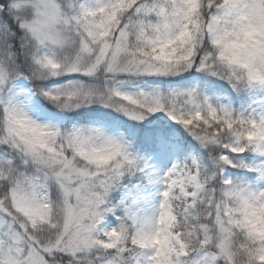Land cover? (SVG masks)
Listing matches in <instances>:
<instances>
[{"label": "snow or ice", "instance_id": "1", "mask_svg": "<svg viewBox=\"0 0 264 264\" xmlns=\"http://www.w3.org/2000/svg\"><path fill=\"white\" fill-rule=\"evenodd\" d=\"M0 264H264V0H0Z\"/></svg>", "mask_w": 264, "mask_h": 264}]
</instances>
